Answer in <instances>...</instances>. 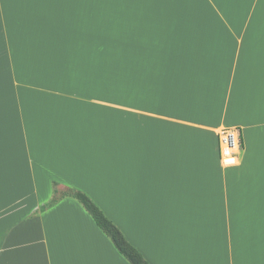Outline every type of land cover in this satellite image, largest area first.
<instances>
[{"label":"crops","instance_id":"obj_1","mask_svg":"<svg viewBox=\"0 0 264 264\" xmlns=\"http://www.w3.org/2000/svg\"><path fill=\"white\" fill-rule=\"evenodd\" d=\"M53 183L150 264H264V0H0V264H130Z\"/></svg>","mask_w":264,"mask_h":264},{"label":"trees","instance_id":"obj_2","mask_svg":"<svg viewBox=\"0 0 264 264\" xmlns=\"http://www.w3.org/2000/svg\"><path fill=\"white\" fill-rule=\"evenodd\" d=\"M58 186L53 183L54 194L46 207H52L64 199L77 201L130 264H150L86 193L73 188L60 190Z\"/></svg>","mask_w":264,"mask_h":264},{"label":"built area","instance_id":"obj_3","mask_svg":"<svg viewBox=\"0 0 264 264\" xmlns=\"http://www.w3.org/2000/svg\"><path fill=\"white\" fill-rule=\"evenodd\" d=\"M220 160L225 167H233L240 162L244 146L239 129H223L219 133Z\"/></svg>","mask_w":264,"mask_h":264},{"label":"rangeland","instance_id":"obj_4","mask_svg":"<svg viewBox=\"0 0 264 264\" xmlns=\"http://www.w3.org/2000/svg\"><path fill=\"white\" fill-rule=\"evenodd\" d=\"M115 224V223H114ZM117 226V225H116ZM118 227V226H117ZM119 228V227H118ZM122 232V231H121ZM123 233V232H122ZM104 234V233H103ZM105 235V234H104ZM106 236V235H105ZM107 237V236H106ZM108 238V237H107ZM109 239V238H108ZM110 240V239H109ZM112 243V242H111ZM113 244V243H112ZM114 246V245H113ZM115 247V246H114ZM117 250V249H116ZM118 251V250H117Z\"/></svg>","mask_w":264,"mask_h":264}]
</instances>
